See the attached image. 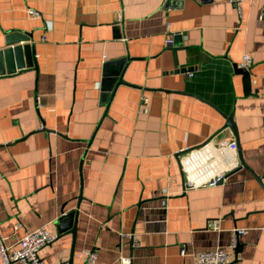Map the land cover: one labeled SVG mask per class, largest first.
<instances>
[{
    "label": "crops",
    "instance_id": "1",
    "mask_svg": "<svg viewBox=\"0 0 264 264\" xmlns=\"http://www.w3.org/2000/svg\"><path fill=\"white\" fill-rule=\"evenodd\" d=\"M10 34L32 64L21 52L0 74L6 245L44 226L46 264H194L216 247L264 264V0H0V49Z\"/></svg>",
    "mask_w": 264,
    "mask_h": 264
},
{
    "label": "built area",
    "instance_id": "2",
    "mask_svg": "<svg viewBox=\"0 0 264 264\" xmlns=\"http://www.w3.org/2000/svg\"><path fill=\"white\" fill-rule=\"evenodd\" d=\"M171 40H167V44H170ZM251 65V58L248 54L242 56L240 66L247 69ZM188 75H191L189 73ZM208 143H205L202 147L207 148ZM229 149L232 153H235L236 144L231 142ZM238 165V160L235 154L232 157L231 164L216 173L211 179H208L206 184L215 185L220 180H223L225 174L230 169ZM199 184L187 181V188H195ZM208 227L212 229L217 228V224L212 221L208 224ZM244 230L240 228H234L231 231L230 247H234L237 243L238 235L243 233ZM55 239V236L49 234L44 226L38 227L34 230L26 232L20 237L15 246L6 245L2 239H0V260L1 264H46L40 257L39 251L47 244L51 243ZM183 253V251H181ZM84 258V264H94L96 260V252L93 250L83 251L80 254ZM126 260V259H124ZM227 250L221 247H216L211 250L200 251L196 255L194 264H226ZM58 264H68L67 262H60Z\"/></svg>",
    "mask_w": 264,
    "mask_h": 264
},
{
    "label": "water",
    "instance_id": "3",
    "mask_svg": "<svg viewBox=\"0 0 264 264\" xmlns=\"http://www.w3.org/2000/svg\"><path fill=\"white\" fill-rule=\"evenodd\" d=\"M28 38L25 35H16L10 34L6 37L5 46L0 49V74L15 72L18 68H21V52L24 56V64L25 66H31V47L30 44L24 43L20 47L15 44L20 41H27ZM123 82L121 78L118 79L117 84ZM226 124L232 127L234 132L236 131L232 116L228 117L226 120ZM220 180L219 182H221ZM71 214L69 213V216ZM68 217V215H63L61 220ZM75 225L71 229V232L74 233ZM69 264H71V260H69Z\"/></svg>",
    "mask_w": 264,
    "mask_h": 264
}]
</instances>
